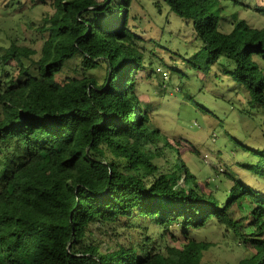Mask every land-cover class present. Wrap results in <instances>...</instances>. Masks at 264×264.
<instances>
[{
  "label": "trees",
  "instance_id": "trees-1",
  "mask_svg": "<svg viewBox=\"0 0 264 264\" xmlns=\"http://www.w3.org/2000/svg\"><path fill=\"white\" fill-rule=\"evenodd\" d=\"M47 2L37 26L25 23L40 33L39 50L16 37L0 45V264H200L210 243L187 230L210 220L253 248L234 264H264L260 192L228 174L233 184L220 202L199 191L175 147L169 164L154 162L155 144L166 138L135 92L143 54L128 25L131 0ZM163 2L192 21L202 45L192 57L217 62L246 91L264 135V27L234 13L222 31L221 0ZM255 8L264 16V3ZM76 60L77 76L60 80ZM101 63L98 83L87 70ZM255 154L248 169L264 179V149ZM142 220L159 226L161 237L179 228L184 241L159 243ZM103 227L116 238L123 230L125 242L101 250L89 236ZM244 227L254 237H243Z\"/></svg>",
  "mask_w": 264,
  "mask_h": 264
},
{
  "label": "rangeland",
  "instance_id": "rangeland-1",
  "mask_svg": "<svg viewBox=\"0 0 264 264\" xmlns=\"http://www.w3.org/2000/svg\"><path fill=\"white\" fill-rule=\"evenodd\" d=\"M221 3L222 31L231 29L234 13L254 27H264V16L255 8L264 0H242L240 4L221 0ZM47 7V0H0V45H7L16 37L20 43L39 50L40 33L36 27L30 29L25 23L37 26ZM128 25L134 45L143 54V65L135 74V92L149 110L159 135L166 138L156 142L155 150L159 154L154 162L159 166L169 164L175 147L177 159L182 160L193 175L200 192L224 202L233 184L228 176L231 174L264 196V179L248 169L258 160L255 153L264 149L261 112L249 107L246 91L222 72L217 62L192 57L202 49L193 34L192 21L177 16L163 0H131ZM77 63L78 60L69 63L58 74L59 79L77 76L78 70L73 68ZM87 73L101 83L106 73L105 64ZM12 74H17L16 68L10 70ZM3 81L8 83L9 77H3ZM180 183L183 184V180L180 179ZM229 209L233 218H240L241 210L236 203ZM140 223L148 227V233L159 243L179 245L184 241L179 228L173 227L161 237L159 226L145 220ZM242 230L243 237H254L250 228ZM171 231L177 239L171 237ZM132 233L135 234V230ZM187 234L210 243L203 251L200 264H234L253 253L250 244L242 243L215 220L199 229L188 228ZM89 238L98 243L101 250L113 248L116 242L126 239L123 230H119L116 238L104 227L95 230Z\"/></svg>",
  "mask_w": 264,
  "mask_h": 264
}]
</instances>
